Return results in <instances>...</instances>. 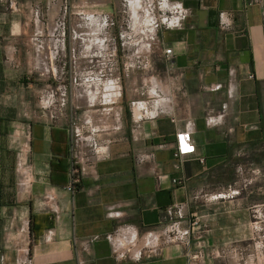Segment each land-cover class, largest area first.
Instances as JSON below:
<instances>
[{
  "label": "crops",
  "instance_id": "0c3cea01",
  "mask_svg": "<svg viewBox=\"0 0 264 264\" xmlns=\"http://www.w3.org/2000/svg\"><path fill=\"white\" fill-rule=\"evenodd\" d=\"M17 1L23 18L0 3L4 69L43 73L39 46L48 44L46 59L64 58L66 39L75 76L76 55L91 47L100 25L87 17L107 13L106 2L68 0L59 31V4ZM156 1L168 3L161 10L183 15L180 26L159 28L153 41L146 34L137 38L142 66L125 69L120 58V87L129 102H99L119 126L103 131L101 137L112 140L110 156L86 168L74 193L66 190L72 163L67 124L40 111L24 138L10 142L1 131L0 264H192L194 245H162L159 231L174 222L187 229L193 220L206 230L207 248L232 249V261L241 252L244 264L257 256L264 264V0ZM145 12L139 25L148 24ZM223 12L232 14L231 31L220 28ZM67 17L72 26L65 37ZM74 101L78 109L88 106ZM135 105L143 109L139 114ZM185 131L196 153L178 160L176 135ZM138 155L152 158L139 164ZM246 165L261 170L256 182L232 200L206 199ZM116 232L124 241L113 252L108 237ZM154 242L160 254L147 257Z\"/></svg>",
  "mask_w": 264,
  "mask_h": 264
},
{
  "label": "built area",
  "instance_id": "2783aa9c",
  "mask_svg": "<svg viewBox=\"0 0 264 264\" xmlns=\"http://www.w3.org/2000/svg\"><path fill=\"white\" fill-rule=\"evenodd\" d=\"M257 2V0H255ZM163 4V1H161ZM0 3L7 5L10 10H20V4L17 0H0ZM52 5L59 4V12L57 15L58 30L62 29V23L65 19L66 10L68 6V0H52ZM157 7L150 3L147 7V13L149 16L147 26L143 24H137V28L133 27L130 21L125 19L115 20L114 18L107 16L106 14H96L93 13L87 19L98 20L100 25H98L95 30L97 32V38L105 43L107 49L102 51V55L97 59L89 58L86 60V65L84 67L86 75L89 76V80H97L98 84H108L110 87V93L108 96H103L104 99H109V101L104 102L107 104H116L121 97V87H120V74L119 67L117 66L120 58H125L123 63V68H129L131 66H142L143 61L138 53V44L142 40H137L139 36L144 34L150 35L149 41L155 39L154 34L159 28H178L180 26V20L182 18L181 13L172 11H163L160 8L161 5ZM39 6H35V15L42 18ZM126 9V0L121 1L118 13L124 15ZM220 28L223 31H231L233 28L232 14L229 12H223L219 15ZM131 25V27H130ZM118 28V34L108 31L112 28ZM110 34V35H108ZM125 38V40H124ZM164 55L167 58L172 56V50L170 48H165L163 50ZM57 58L62 60L59 54H56ZM75 69V78L78 77L76 70L79 69V62H73ZM90 85H94L93 82L86 83V85H81L78 87H83L85 90L89 89ZM105 89V87L103 88ZM76 88L72 91V99L68 103L64 99V90L60 98H55L51 93L50 95L44 94V106L43 110L48 114L49 118L53 122L62 121L67 124L70 128V146H71V157L72 163L70 167V183L66 188L67 191L74 193L77 187L80 185L83 175L85 174L86 168L95 166L101 161H105L110 156L109 146L112 143L110 139H104L101 134L104 133L106 129H116L119 126L118 121L114 118H109L104 112L103 108L95 109L93 112L91 110L83 112L80 116H77L76 110L78 107L75 105L74 98H76L75 93ZM48 93V94H49ZM105 93V91H104ZM90 107L95 106V102L88 104ZM138 106L135 105V108ZM143 109L140 108L139 112ZM96 114L94 122L92 121V116ZM107 125V127H105ZM190 131H185L176 135L177 147L174 152V157L178 160H185L195 155L196 148L191 142ZM152 158L151 155L143 156L138 155L136 161L142 164L149 161ZM261 176V170L257 167L246 165L245 167L239 168L236 171V178L232 184L219 190V192L212 194L207 200H232L239 196L248 186L256 182ZM159 180L160 177H157ZM175 182V181H174ZM190 224L187 229H181L180 223L174 222L169 227L159 231V237L161 239L162 245H184L191 246L194 245L195 252L190 254L189 258L194 261L203 258L205 255V249L207 246L205 244L206 230L202 228L198 221H188ZM109 242L112 246L113 252H118L122 246L121 235L116 232L108 237ZM117 241L119 244H117ZM124 241V240H123ZM84 244H89L90 241H84ZM126 244V243H125ZM153 244H149L147 247V257H153L160 254V249ZM234 251L228 248L223 249H211V256L213 258L224 257L228 260H233L232 255ZM126 252L120 253L119 257L124 258ZM242 257L241 252H236L235 256ZM241 260V259H240ZM78 264H85L84 261L78 260ZM244 264V263H243Z\"/></svg>",
  "mask_w": 264,
  "mask_h": 264
},
{
  "label": "rangeland",
  "instance_id": "374dc122",
  "mask_svg": "<svg viewBox=\"0 0 264 264\" xmlns=\"http://www.w3.org/2000/svg\"><path fill=\"white\" fill-rule=\"evenodd\" d=\"M97 0L92 1L91 5H94V2ZM106 2L105 13L107 16L114 18L115 20L125 19L126 21H130L133 24V27L136 29L138 20L140 15L146 14V9L150 3L157 7L156 0H126V11L124 15L118 13V8L121 5L122 0H98ZM116 5V6H115ZM164 5V4H163ZM165 6V5H164ZM95 10V9H94ZM9 13H13L8 10ZM84 12H87L85 10ZM92 12V11H90ZM87 12V13H90ZM97 12V11H96ZM20 18H23L20 11H15L13 13ZM92 14V13H90ZM88 14V15H90ZM142 17H145L142 16ZM33 25V22L31 23ZM71 21L69 17L66 19L65 24V37L68 35V30L71 29ZM131 27V25H130ZM116 33L118 34V28L112 30V28L108 31V33ZM108 34V35H110ZM125 40V38H124ZM95 41L101 42L98 38ZM102 43V42H101ZM105 44V43H104ZM68 43L65 39V48H64V58L62 60L58 59L57 57H51L46 59V66L49 65L50 68L52 66L57 70V72H50V73H38L32 70L30 74L24 73H11L8 70L4 69V66L0 60V133L4 132L10 142H13L14 139L18 136L23 137V132L28 131V125L31 122L36 121L39 117L40 111L43 110L44 106V94L47 96L50 95L51 92L55 98H60L62 94V90H64V99L70 103L72 99V91L74 88H80L78 86L86 85V83H91L94 81L95 87L99 90L100 93L96 96L95 99V106L90 107L86 106L85 108H80L76 110L77 116H80L83 112L91 110L92 112L95 109L103 108V106H99V102H102L103 96H105L104 90L102 88H107L108 84H98L97 80H89V76L86 75L87 70L84 69L83 62L86 59L93 58L94 60L97 59L99 56L102 55V51L105 49H100L96 47L95 43L91 45V47L86 48L82 53H78L76 55V61L79 62V69L76 70V74L78 77H74L72 70L70 68L71 61L68 58ZM85 45L89 46V43H85ZM106 45V44H105ZM146 46V45H145ZM107 49V47H105ZM100 53V54H99ZM49 55V54H48ZM90 55V56H89ZM48 62V63H47ZM35 62H33V65ZM88 67V65H86ZM118 67L121 68L120 61L117 64ZM75 80H74V79ZM97 85V86H96ZM78 90L75 91L77 93ZM110 92V87L107 90V93ZM49 93V94H48ZM110 93L107 94V96ZM121 100L123 99L124 103L129 102V92L121 91ZM109 99H104L103 102H107ZM127 105V104H126ZM125 110L128 107L124 108ZM140 108H136V114H139ZM92 121L96 118V114L91 117ZM107 127V125H105ZM2 131V132H1ZM20 132V133H19ZM24 138V137H23ZM193 251V250H192ZM211 249H205V258L197 259L192 261V264H242L241 257H236L234 261L228 260L224 257L213 258L210 254ZM257 257V256H256ZM256 257L250 258V264H257V262L262 261V259H258L256 261Z\"/></svg>",
  "mask_w": 264,
  "mask_h": 264
},
{
  "label": "bare ground",
  "instance_id": "6f19581e",
  "mask_svg": "<svg viewBox=\"0 0 264 264\" xmlns=\"http://www.w3.org/2000/svg\"><path fill=\"white\" fill-rule=\"evenodd\" d=\"M164 5L165 6H167L168 7V3L166 2V3H164ZM169 9V8H168ZM53 16V15H52ZM51 17V16H50ZM49 21H50V19H49ZM51 21H52V19H51ZM55 24V23H54ZM45 25V24H44ZM43 25V26H44ZM49 27V26H48ZM51 27V26H50ZM55 28V27H54ZM52 29V28H51ZM47 30V29H46ZM46 30H45V32H46ZM41 31H43V30H41ZM42 34H43V32H42ZM47 34V33H46ZM45 39V38H44ZM47 40V39H46ZM48 41V40H47ZM53 42V41H52ZM93 43H95V45H96V47H98V48H100V49H106L105 47V44L104 43H101V42H99V41H95V42H92L91 43V45L93 44ZM54 45H55V42H54ZM39 46V45H38ZM47 47L48 46V44L47 45H42L41 44V47L39 46V48L40 49H38V51H39V53H38V60H39V62L41 63V69H40V72H43V73H50V72H57V70H55V68L52 66V68H50V66L49 65H45L46 64V57H47V54H46V52H45V50H46V48H44V47ZM53 46V44L51 45V46H49V47H52ZM56 46H58V45H56ZM49 47H48V49H49ZM54 49V48H53ZM53 51V50H52ZM78 51V50H77ZM51 52V51H50ZM78 53V52H77ZM51 54V53H50ZM53 54V53H52ZM49 58H51V57H49ZM48 63V62H47ZM42 73V74H43ZM97 86V85H96ZM108 88L109 87H107V88H105V93H103L105 96H107V90H108ZM99 89V88H98ZM96 87H95V85H90V87H89V89H87V90H85L83 87H81V89L79 90V92L80 93H77L76 94V97L78 98V100L81 102V104L83 105V106H85V105H87V104H91V103H94V101H95V99H96V96L98 95V93H100L99 92V90H98ZM103 89V88H102Z\"/></svg>",
  "mask_w": 264,
  "mask_h": 264
}]
</instances>
